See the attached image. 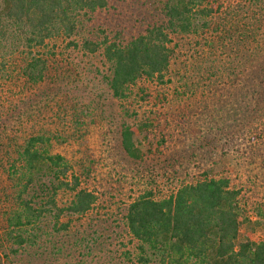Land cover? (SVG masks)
I'll list each match as a JSON object with an SVG mask.
<instances>
[{"label": "trees", "instance_id": "trees-1", "mask_svg": "<svg viewBox=\"0 0 264 264\" xmlns=\"http://www.w3.org/2000/svg\"><path fill=\"white\" fill-rule=\"evenodd\" d=\"M108 5L109 0H0V85L16 99L0 104V245L13 256L32 252L35 257L44 223L67 232L64 218L85 216L98 201L97 190L84 185L92 169L55 151L69 139L64 122L54 118L71 106L62 88H50L54 75L61 74L54 69L60 42L102 55L108 64L102 76L115 98L127 99L141 84V100L163 106L171 98L166 87L178 74L174 62L180 60L181 41L174 36H192L185 54L190 64L180 76L185 89L175 87V95L190 98L201 87L198 103L210 116L204 125L213 123L221 139L228 135L232 144H241L264 169V0H163L160 19L129 39L121 31L112 37L101 29L103 36L77 40L84 22ZM149 86L156 87L155 94ZM55 106L58 117L51 114ZM156 119L139 127L164 131ZM135 132L122 124L120 144L141 162L144 152ZM166 135L161 133V143ZM202 149L196 147L203 155ZM169 161L166 166H174ZM195 177L162 197L148 186L128 203L124 219L137 241L139 263L264 264V239H240L253 212L264 217V202L250 204L243 186L211 167ZM61 191L69 193L64 203ZM44 233L47 239L53 235Z\"/></svg>", "mask_w": 264, "mask_h": 264}, {"label": "rangeland", "instance_id": "rangeland-1", "mask_svg": "<svg viewBox=\"0 0 264 264\" xmlns=\"http://www.w3.org/2000/svg\"><path fill=\"white\" fill-rule=\"evenodd\" d=\"M162 3L163 0H109L106 9L85 20L77 40L81 41L83 36L91 39L103 36L101 29L112 37L121 31L123 37L129 39L145 24L160 19ZM177 36L175 40L181 41L177 49L180 60L174 62L178 74L174 76L175 83L166 87L171 98L163 106H155L153 99L141 100V84L131 89L127 99L115 98L102 76L107 74L108 68L102 55L68 48L60 42L57 49L60 55L54 62V69L61 74L54 75L50 88H62L71 106L60 112V118L56 115L57 106L51 112L58 117L55 120L64 122L69 139L67 143L58 144L55 151L62 152L80 167L85 164L92 169L84 185L97 190L98 201L85 216H66L64 222L68 221L70 226L67 232L54 231L52 221L44 223L35 257L32 252L13 256L3 251L0 243V264H140L137 241L128 232L124 219L128 203L148 186H152L159 197L166 196L183 183L195 180L205 166L213 168L216 174L229 175L235 184L243 186L244 197L250 204L264 202V169L258 165L259 159L251 152L245 153L241 144H232L228 135L221 139L212 128L213 123L204 125V119L208 121L210 116L198 103L202 88L190 98L179 99L175 95V87L180 91L185 89V86L180 87V76L186 74L185 64H190L185 55L188 43L192 41L193 44L192 36L183 40ZM67 64L70 67L64 68ZM47 83L41 89L46 88ZM147 88L153 94L157 90L155 86ZM14 97L13 90L0 85V104L9 106ZM210 105L212 107V103ZM149 118H157L156 123L160 121V129L165 128L164 131L157 129L146 133L142 130L140 123ZM124 123L136 129L135 140L144 152L141 162L122 150L120 127ZM183 130L187 133H181ZM162 132L168 134L166 143H161ZM192 135L198 136L197 139L193 140ZM208 141L213 143L207 145ZM199 146L203 148V155L196 151ZM167 158L174 166H166ZM175 158L178 160L173 161ZM251 159L256 163H251ZM155 178H158L157 183L151 184ZM68 197L65 191L59 193L61 203ZM44 232L53 235L47 239ZM248 236L257 241L264 239V217L255 212L250 221L241 226L240 239ZM125 252L131 257L126 258Z\"/></svg>", "mask_w": 264, "mask_h": 264}]
</instances>
